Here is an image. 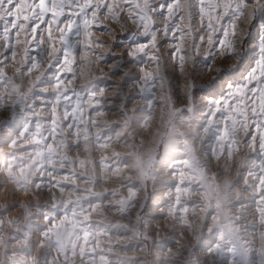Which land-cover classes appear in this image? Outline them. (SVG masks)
<instances>
[{"label": "snow or ice", "instance_id": "obj_1", "mask_svg": "<svg viewBox=\"0 0 264 264\" xmlns=\"http://www.w3.org/2000/svg\"><path fill=\"white\" fill-rule=\"evenodd\" d=\"M100 64L111 65L102 77ZM209 73L206 83H196ZM180 96L186 103L176 109ZM135 100L141 105L130 115ZM160 103L170 107L168 123L198 116L188 122L196 124L191 135L208 145L203 154L239 167L237 178L221 185L224 172L210 176L186 138L183 158L166 165L172 179L161 193V211L191 227L188 209L200 207L206 214L197 239L206 238L205 230L217 234L207 251L219 258L231 252L240 257L237 264H248L236 225L208 227L207 221L253 212L264 225V0H0V188L11 183L31 193L29 201L47 197L25 204L17 196L0 208V218L24 209L23 224L9 221L10 238L22 240L27 254L41 248L35 264H49L53 250L51 264H113L117 247L149 253L115 264H148L153 251L176 243L151 238L150 210L158 205L137 199V182L124 178L119 190L100 188V173L118 171L128 157L92 155L114 140L127 143L117 129L131 133ZM155 163L153 152L137 167L147 174ZM224 171L231 175L227 166ZM193 192L201 194L199 202L186 198ZM233 196L242 211L229 216ZM120 238L127 243L119 246ZM0 255H8L6 246Z\"/></svg>", "mask_w": 264, "mask_h": 264}, {"label": "rangeland", "instance_id": "obj_2", "mask_svg": "<svg viewBox=\"0 0 264 264\" xmlns=\"http://www.w3.org/2000/svg\"><path fill=\"white\" fill-rule=\"evenodd\" d=\"M183 83L184 81H181L182 85ZM127 90L131 92V85H129ZM162 91V89H157L158 93ZM179 100H184L183 96H180ZM140 105V100L133 101L128 110L129 114L131 115L133 110L138 108ZM184 106L185 104L181 103L175 104L176 109H180ZM169 111L170 107H165L162 103L157 104L152 111L151 117L138 122L135 129L131 133L121 132L120 129H117V133L119 135L127 136V143L120 140H114V142L107 146L106 150L102 149L93 152L92 155L96 159L110 157L115 153H120L129 159L128 164L121 166L118 171H114L112 173L101 172L100 175L104 177L105 183L101 184L100 188L116 189L111 185L112 179L115 178L114 176L118 174L120 175V173L121 175L130 174L133 181L137 182L141 186V190L137 193V199L140 201H146L150 206L153 204L158 205V207L151 208L150 210V215L155 218L147 225V231L151 234V238L154 240L160 241L170 235L171 239L176 243L170 248L161 251H153L155 258L149 257L148 264H158V262L162 264L163 261L167 264H237L240 257L234 258L231 252H226L225 258H219L207 251L209 245L214 239H216V233L210 235L207 230H205L204 236L206 238L203 240L197 239L198 231L201 226L205 224L204 217L206 213L203 209L196 206L190 207L188 209L189 214L187 215L186 220L191 227H185L183 221L177 222L173 215H164L159 207V205L163 204V201L166 198L161 197L157 191V185L162 183V180L159 179L161 177L160 174L168 168L166 165L172 157L175 156L177 158H183V153L185 151L184 143L186 138L188 144L192 146L194 154H196L199 159L205 163L206 167H208V174L210 176L212 174H220L221 172H224V175L218 181L221 185H223L225 181H234L239 173V167H234L230 158L225 157L224 159L219 160L209 159L207 155L203 154V150L207 148L208 145L204 143L203 138H196L191 135L196 131V125L195 123L188 122L190 120L198 119V116H184L168 123L167 118ZM139 115L143 114L141 113ZM103 118L114 122H122V118L118 115L106 114ZM162 137H167V140L162 141ZM83 152L84 150L81 149V153ZM153 152H155L156 160L154 170L147 174H142L137 167V162L138 160H146ZM259 162V159L255 160V163L259 164ZM133 165L135 166L133 167ZM225 166L231 170V175L224 171ZM89 171L92 172L94 170L90 168ZM3 179L4 177L0 176V180ZM238 188H243V184H240ZM9 193H11V196H9ZM24 194L27 193L20 192L19 189L14 188L11 183L4 184L3 188H0V208H3L5 204H11L17 196H19L25 204L29 203V200L21 198ZM124 194L127 195L126 192ZM186 198L199 202L202 199V196L199 192H193ZM238 198L239 197L237 196H233L229 201V205L234 206H230L225 209V213L227 215L231 216L232 213L239 214L242 211L241 207L235 204V201ZM23 212L24 209L22 207L16 208L0 218V220L3 221L2 231H0V242H2L0 243V253L4 252L5 246L8 253L7 256L0 255V264L14 258L24 261L25 264H35L34 258L40 256V247H36L31 254H27L22 250V240L18 241L10 238V234H14V228L9 221H18L20 224H23L25 220ZM108 214L109 216L113 215L111 212ZM253 215V212H249L243 216L236 215L233 216L230 221L224 220L223 217H216L215 219L209 218L207 223L208 227H214L215 224L220 221H223L226 227L236 225L235 230L238 232L241 245L245 252L244 260H246L248 264H260L262 255H264V225L261 224V221L258 218L254 220L252 218ZM131 216L135 219V210L131 213ZM161 216H163V218H160ZM119 221L123 224L128 223L127 220L123 219H120ZM39 223L43 222L40 221ZM119 240V246L127 243V240L124 238H120ZM159 252H162L161 255H159ZM148 253V248L136 251H122L119 247H117L113 250L112 254L113 264H115V260L118 257L144 258L148 255ZM55 257L56 252L53 250L52 256L49 257V264H51L52 259ZM40 264H44V261L41 260Z\"/></svg>", "mask_w": 264, "mask_h": 264}, {"label": "clouds", "instance_id": "obj_3", "mask_svg": "<svg viewBox=\"0 0 264 264\" xmlns=\"http://www.w3.org/2000/svg\"><path fill=\"white\" fill-rule=\"evenodd\" d=\"M98 51H99V52H106L107 49H106V48H100V49H98ZM228 63L231 64L232 61H229ZM110 70H111V65L100 64V65H98L97 75L102 77V76L105 75V73L109 72ZM212 74H213V73H209L207 76L204 77V79L197 80L196 83H197L198 85H199V84H204V83H206L208 77H210ZM134 75H135V73H134ZM111 79H113V80H119L120 77H111ZM78 83H79V84H83L84 81L81 80V81H79ZM107 95H108V96H114L115 93H114V92H108ZM199 95H200V92H199V90H198V91H197V98H199ZM178 103L185 104L186 102H185L184 100H179ZM134 166H135V165H133V167H134ZM30 196H31V193H27V194L22 195L21 198H22V199H27V200H29ZM30 202L33 203V204H35V203H37V202L43 204V203H46V202H47V197H44V199L41 200V199H39L38 197L32 196ZM42 222H43V221H42Z\"/></svg>", "mask_w": 264, "mask_h": 264}, {"label": "bare ground", "instance_id": "obj_4", "mask_svg": "<svg viewBox=\"0 0 264 264\" xmlns=\"http://www.w3.org/2000/svg\"><path fill=\"white\" fill-rule=\"evenodd\" d=\"M135 105V104H134ZM142 123H144V122H142ZM139 125V124H138ZM196 125V124H195ZM142 126V125H141ZM182 129V128H181ZM185 129V128H184ZM122 172V171H121ZM168 172H169V169L168 168H166V170H164V172H161V174H160V178L159 179H161L162 180V183H159L157 186H158V188H157V191H158V194L161 196V197H165V196H162L161 195V193L162 192H164V190H165V184L168 182V181H170L171 179H172V177H170L169 175H168ZM116 174V173H115ZM118 174V173H117ZM115 178H113L112 179V183H111V185L113 186V187H115L116 189H118L119 190V187H120V182H121V180L122 179H124V178H130L132 181H133V178H132V176H130V174H122L121 175V173H120V175L118 174V175H116V176H114ZM164 181V182H163ZM159 209V208H158ZM109 215V214H108ZM115 220H117V221H119L120 219H122L121 217H119V216H115V218H114ZM173 230V229H172ZM170 236V235H169ZM120 241V240H119ZM121 244V243H120ZM166 252V251H165ZM167 252H169V251H167ZM160 253V254H159ZM158 254L159 255H161V253L162 252H159ZM165 254V253H164ZM167 254V253H166ZM166 256V255H165ZM178 258V257H177ZM115 259V258H114ZM165 261H163V263L162 264H167V263H164ZM158 264H160L159 262H158Z\"/></svg>", "mask_w": 264, "mask_h": 264}]
</instances>
